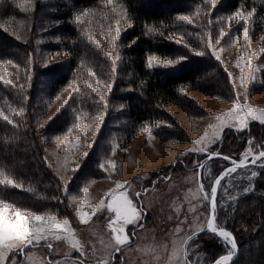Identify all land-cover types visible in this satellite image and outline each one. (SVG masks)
I'll return each mask as SVG.
<instances>
[{
    "label": "rangeland",
    "instance_id": "obj_1",
    "mask_svg": "<svg viewBox=\"0 0 264 264\" xmlns=\"http://www.w3.org/2000/svg\"><path fill=\"white\" fill-rule=\"evenodd\" d=\"M9 1L11 0H0V15L11 14L9 20L6 18L11 23L6 21L5 27L16 31L17 35L24 34L27 38L32 23L31 15L35 13L37 17L34 23L35 37L32 40L37 53V66L47 70L55 65H69V54L60 47L62 34L51 33L50 26L54 25V21L47 20L46 17V14L57 10L58 0H13L22 11L17 20L13 15L16 14L14 7H9ZM193 1L191 9L183 15L190 17L192 22L182 20L180 33L173 35L172 42L186 46L202 60L215 59L212 54V49H215L220 56L224 79H227L224 87L226 90L220 92V82H215L217 76L212 71L211 76L202 79L203 82L214 81L216 88L210 89L212 93L185 88L183 94L188 100L183 103L185 108L177 104L167 106L161 117L163 119L155 121V125H146L129 142L126 136L128 120L124 112L127 104L119 99L126 92L124 82L118 75L112 80H104L98 75L106 73L107 68L111 73L122 72L124 69L121 40L125 30L130 27L127 11L119 4H113L107 9L108 4L99 10H92L85 15L84 22H79L84 24L81 34L84 42L89 43L91 48L94 47L106 59V68L99 67L76 74L74 81L69 82L76 87L68 88L67 84L53 100H50L48 87L49 80L56 77L53 74L40 76L41 81L36 91L37 104L47 108L44 119L37 125L40 128L37 136L43 147V157L55 172L60 183L58 188L62 190L61 195H54L55 200L59 205H64L67 199L69 212H66L64 206L63 210L59 209L60 213L54 211L45 216H55L61 222L67 218L70 221V233H50L47 241L42 240L39 244L23 248L22 255L17 254L21 252L19 247L0 248V264H101L104 261L107 264H210L219 255L216 253L210 259L208 242L216 239L217 235L203 230L206 228L211 207V198L205 199V194L210 193L220 167H215V163H206L197 171L196 166L190 170L178 162L185 160L191 165L188 161L201 148L207 151L215 149L230 127L234 126L243 131L250 124H258L264 129V117H261L260 112H254L253 117L256 118H249L246 121L247 126L243 128L237 121L227 119V114L234 110L237 99L242 105L264 110V51H261L264 49V30L255 36L257 27L254 11H251L253 15L245 22L239 20L235 13L241 12L247 17L249 11L241 9L230 13L225 9L227 0H216L215 7H212L209 0ZM172 6L175 4L170 7ZM205 8L210 12L206 20L203 19ZM162 9L170 10L165 6ZM204 23L208 26L207 31ZM244 26L249 28L250 43L242 38ZM117 27L120 32L118 37L115 34ZM221 30L229 35L216 44ZM209 39L211 47L208 44ZM197 52L204 54L197 55ZM117 56L119 58L115 59ZM240 56L251 57L250 67L247 69L248 79L243 84L240 83V77L245 68L239 64ZM151 59L152 67L163 66L170 70L190 61L187 57L173 60L169 57L164 59L152 56ZM168 61L172 63L167 64ZM3 65L0 74H5V78L11 80L9 67ZM56 68L62 69L57 66ZM91 73H95V76ZM229 73L232 74L231 79ZM81 81H89L90 85L85 87L86 84ZM84 87L88 89L87 94ZM97 87L103 95L94 91ZM79 92L84 95L77 96L78 107L73 111L75 104L70 108L68 106L72 96ZM84 99H88V102L95 100V110L91 111L85 105ZM62 112L64 115L70 114L67 124L73 129L56 136L46 130L44 125ZM97 114L101 115L99 121L94 119ZM253 130L257 134L262 133L255 126ZM149 133L152 139H149ZM257 137L254 135L245 143H235L232 149L238 158L231 161H241L249 150V156L264 151V142L260 143ZM77 140L79 144L76 143ZM108 161H112L115 167ZM231 161L229 166L232 165ZM261 164H264V158L257 160L255 164L237 169L223 179L215 220L217 228H226L230 202L259 187ZM253 172L256 175H252ZM0 180L11 179L0 172ZM117 182L124 185L118 191L127 192L137 210L142 209V219H138L135 224L117 221L116 214L107 207L111 203L110 193L116 189ZM152 182L155 183L152 190L145 193L146 187H150ZM201 183L203 191L200 190ZM137 192L141 193L140 197H136ZM81 211L88 213L89 221L86 224L79 220ZM118 228H123L124 233L129 236L128 243L116 244L117 233L114 230ZM249 230L247 221L238 223V232L243 240L249 235ZM55 235L62 238L55 239ZM226 241L230 245L227 254L235 252L230 241ZM48 244H51V249L47 247Z\"/></svg>",
    "mask_w": 264,
    "mask_h": 264
},
{
    "label": "trees",
    "instance_id": "obj_2",
    "mask_svg": "<svg viewBox=\"0 0 264 264\" xmlns=\"http://www.w3.org/2000/svg\"><path fill=\"white\" fill-rule=\"evenodd\" d=\"M108 4L107 9H110L113 4L122 5L126 9L130 27L125 30L121 40V47L124 49L123 71L111 73L107 68L106 73L98 75L104 80H112L118 75L124 82L123 87L126 88V92L119 96V99L127 104L124 111L128 120L127 142L146 125L151 126L153 123L155 125V121L163 119L161 117L165 114L167 106L177 104L185 108L183 103L188 101L183 94L185 88L212 93V90L216 88L213 85L214 81H202L211 76L212 71L217 76L215 82H220V92L226 90L224 87L227 79H224L220 61L212 58L202 60L195 56L191 49L172 42L173 35L179 34L181 30L182 20L180 21L179 17L187 14L194 4L193 0H58L57 10L46 14V17L47 20L54 21V25L50 26L51 33L62 34L60 47L69 54L70 61L69 65H55L47 70L40 69L35 62L37 53L32 44L36 32L35 13L31 15L32 23L27 38L24 34L17 35L16 31L5 27L7 19L9 20L11 16L10 13L0 15V63L9 67L12 81V84L0 82V112L7 115L11 121L9 123L0 117V172L21 186L0 184V198L7 203H12L15 207L45 215L54 211L60 213L65 206L68 212L67 199L64 205L63 203L59 205L55 200L54 195H61L62 190L58 188L60 183L55 172L43 157V147L37 136V130L40 129L37 125L44 119L47 108L37 104L36 91L41 81L39 77L53 74L56 77L49 80L48 86L50 100H53L62 87L74 81L76 74L90 69L96 70L99 67L106 68L104 65L106 59L101 57L94 47L91 48L89 43L84 42V37L81 35L84 24L79 22H84L85 15L92 10H99L100 7L103 8ZM173 4L175 6L170 7ZM12 6L16 12L13 15L17 20L22 11L13 0L9 1V7L12 8ZM163 6L170 10L164 11ZM225 9L230 13L241 9L254 11L257 27L255 36L263 32L264 0H227ZM209 16L210 12L208 8H205L203 19L206 20ZM260 20L262 22H259ZM7 22L11 23V21ZM204 25L207 31L208 26L206 23ZM152 56L164 59L169 57L173 60L187 57L190 61L170 70L163 66L149 67V58ZM56 66L62 69L58 70ZM88 82L81 81L82 84H86L85 87L90 85ZM85 87L83 90L87 94L88 89ZM82 95H84L83 92L73 95L68 107L70 108L74 103L73 111L77 110V96L82 97ZM84 100L91 111L95 110V100L92 99V104L88 102V99ZM68 117L70 114L64 115L62 112L44 125L45 129L56 136L68 133L70 129H73L67 124ZM254 126L262 133H255ZM254 135L258 136L260 143L264 142V129L258 124H250L243 131L234 126L230 127L225 131L215 149L194 153L191 161H188L191 165L185 160L178 163L190 170L195 166L197 168L199 164L215 163L217 165L215 167H220V174L229 166L231 159L238 158L232 149L235 143H245ZM209 153L213 154L211 158L208 157ZM193 161L195 162L192 165ZM259 171V187L241 194L228 206L229 222L225 229L233 233L239 247V255L230 264H264V165L259 168ZM154 184L152 182L150 187H146L145 193L152 190ZM245 221L249 224L250 230L249 235L243 240L238 232V223ZM208 243L207 250L211 251L210 259L214 254H219L213 261L227 254L230 247L220 236Z\"/></svg>",
    "mask_w": 264,
    "mask_h": 264
},
{
    "label": "snow or ice",
    "instance_id": "obj_3",
    "mask_svg": "<svg viewBox=\"0 0 264 264\" xmlns=\"http://www.w3.org/2000/svg\"><path fill=\"white\" fill-rule=\"evenodd\" d=\"M212 7H215L216 0H209ZM26 10V9H25ZM253 15L251 11L247 13V17H245L244 14L241 12L235 13V16L239 18L241 21H247V18H250ZM179 19L186 21L188 23H191V19L188 16H181ZM115 34L118 37L120 32L119 28L117 27L115 29ZM229 35V33H226L225 31L221 30L216 38V44L220 43V40L226 36ZM171 38V37H169ZM242 38L246 43H250L249 41V28L247 26L242 27ZM179 43V41H176ZM209 47H211V39L208 41ZM261 51H264L262 49ZM197 55H203V52H197ZM212 54L214 55L215 59L218 61L220 60L219 54L216 52L215 49H212ZM111 55V54H109ZM119 57H115V59H118ZM115 59L113 60V63H115ZM250 60L251 57H245L240 56L239 57V64L245 68V72L240 77V83L243 84L248 79V71L247 69L250 67ZM172 61H168L167 64H171ZM165 64L164 66H167ZM148 66L152 67V59L149 58ZM4 65L0 64V69H3ZM6 71V70H5ZM91 75L95 76V73H91ZM229 78L231 79V73L228 74ZM0 82H3L5 84H12L11 80H8L5 78V74H0ZM97 83H100L97 81ZM233 87H236L235 82L233 81ZM76 86L74 84H69L68 88H75ZM67 91V89H65ZM94 91L97 93H101V89L99 87L95 88ZM59 98V97H57ZM22 112V110H21ZM254 112H260L261 117H264V110L254 109L250 105H242L240 104L239 100L237 99L235 102V108L233 111L229 112L227 114V119L232 121H237L241 128L246 127V121L249 118L255 119L256 117H253ZM243 113V114H242ZM0 117L3 118V120L9 121V117L5 115L3 112H0ZM95 120L99 121L101 119V115L97 114L94 117ZM219 119V117H218ZM264 122V121H262ZM91 125H89V128ZM83 131V129H81ZM151 133H149V139H152ZM218 139V136H217ZM66 143H70L66 141ZM77 144H79V140L76 141ZM250 143V142H249ZM201 152H204L205 149L201 148ZM212 153L208 154V157H212ZM216 155H219L216 153ZM250 155L249 152L245 153V160L240 161L237 163L236 161H231L232 167L225 170V172L218 178L215 179L214 185L211 187L210 193L205 194V199L211 198V209H210V220L208 221V228L211 229L213 233L217 232V227L215 226V197L218 191L217 186L220 185L221 180L224 179V177L232 172H235L237 170V167H244L247 166L245 161L247 160L248 156ZM264 158V151H260L258 155H255L252 157L251 163L255 164L257 160ZM224 159H229L228 157H224ZM108 163L112 164L113 167H115V164L112 163V161H108ZM101 168H103V165H100ZM200 168H203V164H199L197 166V171H199ZM252 175H256V173H252ZM0 184H6L11 185L13 187H21L20 185L16 184L13 180H0ZM124 185L117 182L116 189L112 190L110 193L111 197V203L107 205L108 208H110L115 214H116V220L120 221L123 220L126 224H135L138 219H142L140 216V209L137 210L136 206L133 204L132 199L129 198L127 192L118 191L119 189L123 188ZM200 190L203 191V184L200 185ZM86 192V189L84 190ZM136 197H140L141 193L137 192ZM75 199V198H74ZM86 202V201H85ZM95 211V210H93ZM194 211V209H193ZM79 220L82 223H88L89 216L88 213L81 211L79 213ZM70 221L67 218H64L61 222V220H58L55 216L46 217L45 215H39L34 214L25 210H22L19 207H15L12 203H6L4 202V199L0 198V248L8 247V248H15L19 247L21 249L20 253H17L18 255H22L23 248L33 246L34 244H39L40 241H47L48 236L50 233H57V232H69L70 233ZM142 227V225H140ZM117 234L115 236L116 244L118 245H124L128 243L129 236L124 233L123 228H118L114 230ZM218 234L222 236L225 240H229L232 246L233 250H236L237 246L235 244V237L232 236V234L224 229H219ZM55 239H61L62 237L59 235L54 236ZM191 239V237H189ZM47 247L51 249V244H48ZM120 249L118 248L117 251ZM232 252H229L227 255L221 256L218 258L214 264H230V261L232 260ZM0 258H2V253H0ZM101 264H107L106 261L101 262Z\"/></svg>",
    "mask_w": 264,
    "mask_h": 264
},
{
    "label": "water",
    "instance_id": "obj_4",
    "mask_svg": "<svg viewBox=\"0 0 264 264\" xmlns=\"http://www.w3.org/2000/svg\"><path fill=\"white\" fill-rule=\"evenodd\" d=\"M255 155H258V154H255ZM255 155H252V156H249L248 158H247V160L248 159H250V161H245V163H246V165L248 166V165H252V163H251V160H252V157L253 156H255ZM242 160H245V158L244 159H242ZM241 160V161H242ZM235 161V160H234ZM237 163H239L238 161H236ZM262 166L264 165V164H261ZM233 165H230V166H227L218 176H217V178L218 177H220L224 172H225V170L226 169H228V168H230V167H232ZM244 167H246V166H244ZM243 167V168H244ZM242 167H237V169H241ZM201 169V168H200ZM199 169V170H200ZM227 176V175H226ZM225 176V177H226ZM224 177V178H225ZM222 181H223V179L221 180V183H220V185L222 184ZM220 185L219 186H217V188H218V191H217V194H216V197H215V220H216V212H217V208H218V196H219V189H220ZM213 186H215V185H213ZM210 209H211V207H210ZM210 220V214H209V219H208V221ZM224 230H226V229H224ZM203 231H205V232H210V233H213L212 231H211V229H209L208 228V222H207V225H206V228L203 230ZM226 231H228V230H226ZM218 232H219V228H217V232L216 233H214V234H216V235H218L219 236V234H218ZM228 232H230V231H228ZM231 234H232V236H234L233 235V233L232 232H230ZM235 244H236V246H237V248H236V250H235V252H233L232 254H233V256H232V260H234L238 255H239V247H238V245H237V242H236V239H235ZM22 253H24V249L22 250ZM225 255H227V254H225ZM222 256H224V255H222ZM221 257V256H220ZM219 257V258H220ZM218 259V258H217ZM216 259V260H217ZM215 260V261H216ZM231 260V261H232ZM214 261V262H215ZM214 262H212L211 264H214Z\"/></svg>",
    "mask_w": 264,
    "mask_h": 264
},
{
    "label": "flooded vegetation",
    "instance_id": "obj_5",
    "mask_svg": "<svg viewBox=\"0 0 264 264\" xmlns=\"http://www.w3.org/2000/svg\"><path fill=\"white\" fill-rule=\"evenodd\" d=\"M217 236H218V235H217ZM219 236H220V235H219ZM213 262H214V261H213ZM211 263H212V262H211ZM211 263H210V264H211Z\"/></svg>",
    "mask_w": 264,
    "mask_h": 264
},
{
    "label": "crops",
    "instance_id": "obj_6",
    "mask_svg": "<svg viewBox=\"0 0 264 264\" xmlns=\"http://www.w3.org/2000/svg\"><path fill=\"white\" fill-rule=\"evenodd\" d=\"M123 179V178H122ZM112 183H114V182H112ZM72 202V201H71Z\"/></svg>",
    "mask_w": 264,
    "mask_h": 264
}]
</instances>
